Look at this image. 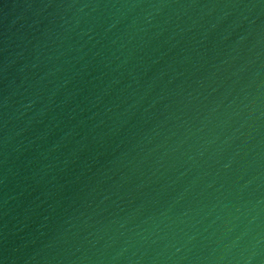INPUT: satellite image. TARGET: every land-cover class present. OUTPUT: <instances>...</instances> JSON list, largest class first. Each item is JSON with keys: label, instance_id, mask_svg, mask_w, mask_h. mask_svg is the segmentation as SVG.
Returning <instances> with one entry per match:
<instances>
[{"label": "water", "instance_id": "water-1", "mask_svg": "<svg viewBox=\"0 0 264 264\" xmlns=\"http://www.w3.org/2000/svg\"><path fill=\"white\" fill-rule=\"evenodd\" d=\"M0 264H264V0H0Z\"/></svg>", "mask_w": 264, "mask_h": 264}]
</instances>
